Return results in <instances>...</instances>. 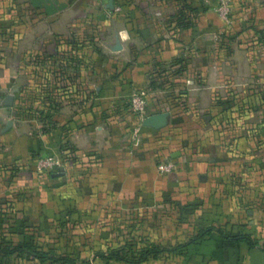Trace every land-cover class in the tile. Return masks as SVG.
Returning <instances> with one entry per match:
<instances>
[{
    "label": "rangeland",
    "instance_id": "374dc122",
    "mask_svg": "<svg viewBox=\"0 0 264 264\" xmlns=\"http://www.w3.org/2000/svg\"><path fill=\"white\" fill-rule=\"evenodd\" d=\"M157 1L149 8L137 0H114L113 8L108 0L59 1L53 9L73 22L68 33L53 32L59 52H67L62 58L50 56L48 41L38 44L44 26L35 22L39 12L29 0H0V109L6 111L0 115V138L8 119L32 142L31 148L23 147V157L13 158L0 140V226H23L38 247L54 244L77 261L90 255L98 238L127 253L151 242L179 245L167 237L169 231L185 240L221 227L249 234L264 246V28L252 15L257 5L228 0L231 13L223 19L216 10L219 0L180 2L192 26L210 9L224 28L211 47L188 44L185 55L154 62L135 81L132 56L119 53L115 34L138 15L177 14L178 0ZM40 47L44 51L37 53ZM66 61L73 78L83 76L90 84L75 85L74 103L81 105L86 97L100 118L120 121L125 142L129 138L138 150V169L121 172L139 176L131 195L94 190L91 198L88 168L65 166L60 159L57 168L36 165L39 157L57 156L33 146L40 134L49 141L55 77ZM134 96L145 102L143 118L167 112V124L144 131L131 106ZM9 97L11 104L3 101ZM159 161L171 162L173 170L162 174ZM163 226L164 236L158 232Z\"/></svg>",
    "mask_w": 264,
    "mask_h": 264
},
{
    "label": "crops",
    "instance_id": "0c3cea01",
    "mask_svg": "<svg viewBox=\"0 0 264 264\" xmlns=\"http://www.w3.org/2000/svg\"><path fill=\"white\" fill-rule=\"evenodd\" d=\"M59 1L61 2V0H53L52 5L51 0H29V3L39 12L35 17L37 19L35 22L38 21L40 25L44 26V29L39 30L36 37L38 44L48 41L50 44L48 47H51L48 53H56V55L59 49L55 46L53 32L61 29L68 33L67 29L73 23L72 19L68 20L65 15H57V10L53 9ZM247 2L250 7L257 5L255 14L252 12V15L257 17V23L264 28V0H247ZM62 3L67 2L63 1ZM137 3L140 7L149 8L155 4L158 5L160 1L137 0ZM25 18L22 17V19ZM135 20L136 22H131L130 26L118 28L115 34L122 45L119 53L123 56H126L127 52L132 54L129 53L127 57L132 56L133 59V68L130 72L134 75L135 81L142 80L145 71L154 62L179 57L180 54L185 55L188 44L196 48L203 47V45V48L211 47V39L217 31L224 28V23L210 9L194 20L193 26L188 29L175 26L176 21L172 14L165 16L147 13L138 15ZM25 24H27V20H25ZM37 25H34V28H37ZM26 34L24 40L27 38ZM122 34L126 38H122ZM64 37L67 38V34ZM149 39H154V42H148ZM144 41L148 43L141 46ZM38 51L37 53H40V51H44V48L40 47ZM64 65L65 69L60 68L59 76L55 77V95L57 97L55 108L51 111L54 127L49 134V141L46 142L45 135L40 134V140L35 141L33 147L40 152L49 150L56 154L59 152L60 144L66 140L72 148L73 155L68 165H74V167L82 165L88 168L87 176L90 181L88 191L91 198L94 196V190H113L112 192L117 195H131L133 190L138 189L139 176L121 172L127 167L134 171L138 169L140 161L138 150L131 144L129 138L128 142H125L126 134L124 136L125 130L122 129L120 121L100 118L97 115L98 107L91 104L86 97L85 100L88 102L82 101L81 105L74 103V97H78L74 94L75 85L86 88L90 85L89 79H85L83 76L80 79L73 78L72 73L66 70L67 61ZM83 92L81 91V98L84 97ZM101 99H105V97H101ZM0 115L1 117L6 116V111L0 109ZM7 121L8 119L5 120L4 127ZM143 129L146 132L157 130L151 127ZM1 133L0 140L6 144V149L10 151L13 158L23 157L24 146L26 149L32 147V142L27 143L29 142L28 137L18 131L14 121H12L10 132ZM147 155L144 154L140 158ZM143 180H145L144 176L141 181ZM174 227L171 226L173 229ZM158 232L164 236L166 233L164 226ZM167 233V237L172 236L170 241L179 242V245L189 243L194 237L179 240L180 237H176L171 231ZM181 237L184 239L183 235ZM98 241L105 243L106 240L98 238ZM92 254L93 250L90 248V255H86L89 264H129L119 261L103 262L94 259ZM141 264H264V246L258 244L255 247H250L243 241L234 242L223 238L219 233L212 232L194 244L183 246L173 252H165L158 258L149 259Z\"/></svg>",
    "mask_w": 264,
    "mask_h": 264
},
{
    "label": "trees",
    "instance_id": "16d2710c",
    "mask_svg": "<svg viewBox=\"0 0 264 264\" xmlns=\"http://www.w3.org/2000/svg\"><path fill=\"white\" fill-rule=\"evenodd\" d=\"M231 1L233 2V0ZM180 2H184V0H178V12L177 14H173L172 17L175 18V26L178 25L180 28L188 29L192 26V22L190 23L187 16L182 14L183 5L185 3L180 4ZM229 4L231 8V3ZM193 12H196L195 7H193ZM230 13L231 10L229 14ZM69 52H71V50ZM65 54H67V52L64 53L61 51V53L58 52L57 55L55 53L50 56H62V58H64ZM69 55L70 57L68 58L73 62L75 56L72 54ZM51 111L50 115H48V119L50 125H53L54 127V121L52 119L53 113ZM57 156L62 161L63 165L68 166V163H70L73 157L72 148L68 144V141L65 140L60 144ZM212 232L219 233L223 238L234 242L243 241L250 247L258 245L257 240L249 234L227 232L219 227L200 230V232H198L189 243L174 247H164L151 242L147 246L141 248L137 253H127L122 247L109 248L106 244L99 242L96 246L93 244L91 249L93 250V258L102 260L103 262L119 261L129 264H141L149 259H156L165 252H173L183 246L194 244L196 241L202 239L206 235H210ZM30 238L32 239V236L27 234V228L24 230L23 226H0V264H89V259L84 258L81 261H77L73 256L67 254L65 249L62 251L56 250L54 244H49L47 249H42Z\"/></svg>",
    "mask_w": 264,
    "mask_h": 264
},
{
    "label": "built area",
    "instance_id": "2783aa9c",
    "mask_svg": "<svg viewBox=\"0 0 264 264\" xmlns=\"http://www.w3.org/2000/svg\"><path fill=\"white\" fill-rule=\"evenodd\" d=\"M218 14L223 18L226 19L229 15L230 12V4L228 0H219L218 1V6L216 8ZM132 102V109L134 110L135 113L139 114V117L141 118V122L144 119L143 118V112L145 108V102L143 98L140 96H134L131 99ZM139 131V126L133 129V139L137 140V133ZM36 165L38 168H57L62 165L61 161L59 158L55 155H50L47 157H40L36 160ZM174 165L171 162H164V161H159L156 164V168L159 172L162 174H167L173 170Z\"/></svg>",
    "mask_w": 264,
    "mask_h": 264
},
{
    "label": "water",
    "instance_id": "95a60500",
    "mask_svg": "<svg viewBox=\"0 0 264 264\" xmlns=\"http://www.w3.org/2000/svg\"><path fill=\"white\" fill-rule=\"evenodd\" d=\"M113 1L114 0H108L109 2L108 4L110 8H113ZM5 103L11 104L12 103L11 98L9 97L5 99ZM167 117H168L167 112L151 114L149 116H146L142 120L141 124L143 127H151L154 129H159V128L164 127L167 124ZM11 126H12V120H8L2 132H7Z\"/></svg>",
    "mask_w": 264,
    "mask_h": 264
},
{
    "label": "clouds",
    "instance_id": "9594fccd",
    "mask_svg": "<svg viewBox=\"0 0 264 264\" xmlns=\"http://www.w3.org/2000/svg\"><path fill=\"white\" fill-rule=\"evenodd\" d=\"M122 38H126V37H124L123 34H122Z\"/></svg>",
    "mask_w": 264,
    "mask_h": 264
}]
</instances>
